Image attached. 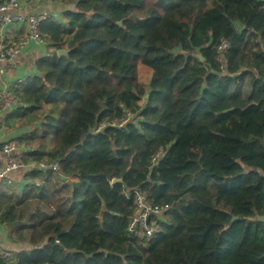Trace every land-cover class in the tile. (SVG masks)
Segmentation results:
<instances>
[{
    "label": "trees",
    "instance_id": "1",
    "mask_svg": "<svg viewBox=\"0 0 264 264\" xmlns=\"http://www.w3.org/2000/svg\"><path fill=\"white\" fill-rule=\"evenodd\" d=\"M61 1L6 117L31 167L0 225L28 247L0 264H264V0ZM136 190L171 205L148 242Z\"/></svg>",
    "mask_w": 264,
    "mask_h": 264
},
{
    "label": "built area",
    "instance_id": "2",
    "mask_svg": "<svg viewBox=\"0 0 264 264\" xmlns=\"http://www.w3.org/2000/svg\"><path fill=\"white\" fill-rule=\"evenodd\" d=\"M22 6L21 0H3L0 1V32L5 25L23 24L28 27V33L16 44H10L1 33L0 35V61H6L15 58L20 51L27 47L31 42L38 44H46L45 38L40 31L41 23L48 18L46 13H26L20 11ZM228 44L223 43V47ZM19 105V99L10 88L0 90V119L3 115ZM2 151L6 154L7 159L5 166L0 169V183L9 182L12 179L9 173L19 171L27 167V163L23 159V154L18 151L16 144L6 143ZM41 167L45 164L41 163ZM57 168L56 165L53 166ZM135 211L128 226V230L137 235L146 238V241H151L159 232L158 215L169 210L171 205H159L152 202L146 193L135 191Z\"/></svg>",
    "mask_w": 264,
    "mask_h": 264
},
{
    "label": "crops",
    "instance_id": "3",
    "mask_svg": "<svg viewBox=\"0 0 264 264\" xmlns=\"http://www.w3.org/2000/svg\"><path fill=\"white\" fill-rule=\"evenodd\" d=\"M3 1V0H0ZM22 6L19 9L20 11L26 13H46L48 17H54L55 19H62L63 10L67 7H72V4L65 3L61 0H21ZM0 32L6 38V41L10 44L16 43L20 38L22 39L28 33V27L23 24H14V25H5ZM24 31L21 37L16 39L15 35L18 31ZM50 51V43L38 44L36 42H31L22 49L19 55L15 58L0 61V90L4 88H10L14 93L17 94V89L21 87L22 83L27 80V78L36 75L39 70L37 66V60L39 57L45 56ZM21 104L14 108L17 109ZM11 110V111H13ZM11 111L5 113L0 119V169L5 166L7 156L3 153L2 148L6 143L12 142L17 145L18 151L24 154L29 150L26 146H20L16 138L20 136L26 129L17 127L13 128L7 125V114ZM50 148V147H49ZM35 165V164H32ZM41 166V165H40ZM31 167L30 164H27L26 168H23L19 171H13L9 173V177L12 179L11 183L4 182L0 183V189H5L7 185L17 186L21 191L28 184L27 179L25 178V170ZM117 175V176H115ZM111 177H120L122 175L115 174ZM68 179V178H67ZM70 179L78 180L77 177L71 176ZM28 247L25 244H17L11 242L8 237L7 231L2 225H0V249L5 256H10L12 250H19L22 248Z\"/></svg>",
    "mask_w": 264,
    "mask_h": 264
},
{
    "label": "rangeland",
    "instance_id": "4",
    "mask_svg": "<svg viewBox=\"0 0 264 264\" xmlns=\"http://www.w3.org/2000/svg\"><path fill=\"white\" fill-rule=\"evenodd\" d=\"M151 74H152V70H150L148 67H146L142 64L139 66V80L141 83L148 85ZM142 101H143V99H142ZM142 148H144V147L138 145V147L136 148V145H134L131 152L126 156V158L124 159V161L121 164V166L125 165L126 168L121 169V166H120L119 170L116 172V174L123 175V174L127 173L128 169H129L128 170V172H129L130 168L135 166L137 164L138 158L141 157L140 156L142 154L141 151H143ZM132 173L135 174L136 172L132 171ZM115 176H117V175H115ZM12 190L19 191L20 189L14 185V186H12Z\"/></svg>",
    "mask_w": 264,
    "mask_h": 264
},
{
    "label": "water",
    "instance_id": "5",
    "mask_svg": "<svg viewBox=\"0 0 264 264\" xmlns=\"http://www.w3.org/2000/svg\"><path fill=\"white\" fill-rule=\"evenodd\" d=\"M119 23L121 24V21H119ZM66 52H67V51L64 50V49L59 50V53H60V54H65ZM197 56H199V57L203 60V56H202L201 53L197 54ZM38 125H40V123H38ZM122 181H123V177H122V176H120V177H113V178L111 179V182H112V183H115V182H122ZM105 209H106V205L103 204L102 212H103ZM233 218L236 219L237 216H234Z\"/></svg>",
    "mask_w": 264,
    "mask_h": 264
}]
</instances>
